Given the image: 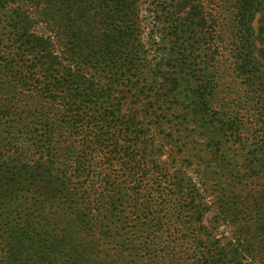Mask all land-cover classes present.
<instances>
[{"label":"trees","instance_id":"1","mask_svg":"<svg viewBox=\"0 0 264 264\" xmlns=\"http://www.w3.org/2000/svg\"><path fill=\"white\" fill-rule=\"evenodd\" d=\"M191 1L186 20L196 19L203 36L179 48L176 72L184 68L183 55L198 61L207 77L199 93L216 127L242 133L251 124V102L234 98L224 107L215 98L227 93L218 83L225 62H245L248 45L256 43L252 22L264 0H217L212 9L210 0ZM29 3L54 30L58 82L41 89L36 73L0 69V264H242L237 249L201 250L194 207L187 209L179 189L161 174L153 178L154 163L139 130L140 106L157 101L156 78L141 71L151 68L143 61L144 48L133 43L134 0H18V15ZM188 3L152 2L161 20L175 19L173 39L183 32L178 22ZM31 20L13 19L7 32L18 38L23 54L34 51L32 39H38L30 35ZM83 69H107L109 81L129 74L135 83L97 86ZM248 70L240 69L239 76L254 82ZM261 127L264 134V120ZM102 186L107 188L99 191ZM249 206L257 209L251 225L256 233L246 252L252 264H264V195H250ZM160 209L174 217L171 225L155 216ZM138 213L143 217L134 219Z\"/></svg>","mask_w":264,"mask_h":264},{"label":"rangeland","instance_id":"2","mask_svg":"<svg viewBox=\"0 0 264 264\" xmlns=\"http://www.w3.org/2000/svg\"><path fill=\"white\" fill-rule=\"evenodd\" d=\"M0 1L3 2L0 8V69L4 72L20 69L24 73L26 70L36 73L33 78L38 79V83L35 86L41 89L56 84L58 75L55 67L58 65H54L51 56L60 55V49L54 48V30L47 25L46 18L39 15L34 4H27L25 13L18 15V0ZM152 2L134 0V22L131 25L136 29L133 43L144 48L143 61L151 68L141 71L155 76L153 86L161 95L159 98L154 91L152 95L157 97V101L140 106L144 117L143 128L139 130L140 139L145 142L142 147H147V155L151 156L154 163L153 178L156 173V176L161 174L165 181L179 189L178 197L185 201L187 209L194 207L191 213L197 216V245L201 250L237 249L242 252L239 255L242 264H252L254 259L246 250L255 240L256 230L251 225L257 209H250L249 198L250 195H264V134L261 127V121L264 120V86L261 84L264 82V5L258 1L262 5L258 6L260 11L252 22L255 33L252 41L256 38V43L248 45L245 53L248 58H245V62H239L237 57L235 65L232 59L226 61L225 73L218 81L219 86L227 89L224 98H215L221 106L233 104L231 101L234 98H241L236 102L249 101L254 106L248 107L250 109L246 117L251 120L249 128L235 134L227 126L216 127V116H213L214 112L207 107L199 93L200 85L207 77L201 76L198 61L184 58L183 55L184 68L176 72V59L181 51L179 48H190L198 44L199 38L203 36L196 19L192 18V23L186 20L189 7L194 3L189 0L191 3L187 4L186 12L181 13L184 20L178 24L181 23L183 32L179 33V38L173 39L170 27L175 19H169L168 22L161 20L158 16L161 10L155 8ZM210 2L211 9L215 8L217 0ZM13 19L33 20L30 35L38 38L32 39L36 41L34 51L23 54L18 38H10L7 34ZM261 28L262 34L259 33ZM163 32L166 34L163 35ZM198 54L195 52L193 57ZM246 64L254 65L253 70L246 68ZM240 69H250L248 72H252L251 77L255 81L248 82L239 76ZM82 71L97 86L113 83L130 88L135 83V76L130 78L129 74L117 75L109 81L111 75L106 74L107 69ZM162 86H167L168 91H160ZM238 88L242 89L244 95ZM220 108L216 107V110ZM155 114H163L165 119L158 121ZM106 188L102 186L99 191ZM129 193L132 194V191ZM50 211L54 213V202ZM138 214H134L133 218L143 217ZM165 214L166 210L160 209L155 216L171 225L174 217ZM168 241H172L171 238ZM98 245L102 247V242ZM97 255L99 259H104L99 250Z\"/></svg>","mask_w":264,"mask_h":264}]
</instances>
